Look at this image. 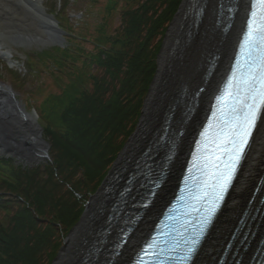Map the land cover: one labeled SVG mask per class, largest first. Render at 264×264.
<instances>
[{
    "label": "trees",
    "instance_id": "obj_1",
    "mask_svg": "<svg viewBox=\"0 0 264 264\" xmlns=\"http://www.w3.org/2000/svg\"><path fill=\"white\" fill-rule=\"evenodd\" d=\"M182 1L108 0L97 23L88 21L87 4L81 18L59 12L66 46L29 54L25 76L6 70L18 86L34 77L41 87L53 80L56 90L36 106L51 159L28 167L0 158V264L53 262L136 129ZM105 9L120 11L115 31Z\"/></svg>",
    "mask_w": 264,
    "mask_h": 264
},
{
    "label": "bare ground",
    "instance_id": "obj_2",
    "mask_svg": "<svg viewBox=\"0 0 264 264\" xmlns=\"http://www.w3.org/2000/svg\"><path fill=\"white\" fill-rule=\"evenodd\" d=\"M213 3L214 0H207L205 14L201 16L197 24L192 27L191 33L187 35L183 33L186 27L188 29L187 20L182 21L181 24H179L178 21L182 18L184 10H186V5L183 4L184 7L182 8V12L178 20L173 24L166 40L165 52L161 57L160 73L154 83L147 102L143 126L130 142L121 156L119 163L116 165L118 171L120 170L118 177H122L128 169L132 167L145 148L150 145L154 131L156 129L160 130L159 128L162 122L164 123L165 119L161 115L162 112H164L163 114H165L167 110L174 112L175 118H177L176 121L184 122L188 125L187 129H185L182 134L183 138L181 139L180 148L176 158L170 164L171 172L162 189L159 191L151 208L133 230L131 237L127 240L123 249L115 255L112 264H126L139 246V242L143 235L150 230V224H152L158 208L170 194V191H172L173 182L178 174L180 163L189 145V138L193 130L200 125V117L201 115H205L206 106L209 105V100L216 91V87H218V84L226 72L228 62L232 57L241 27V25L238 26L237 24L238 22L240 24V19L242 20L245 14L242 10L246 8L247 0H240L241 6H239L238 15L236 13V20L235 22L233 21L230 27L225 31L220 27H215L217 18L211 14ZM34 6L35 4L33 2H28V0H0V23L2 22L1 26L4 25L3 28L0 27V31L6 32V30H9L7 33L2 34L4 38L0 37V52H11L12 45L8 43L5 35H17L19 32L13 31V29H18L20 23L25 25L26 22H28V16L37 12L38 8L31 10ZM39 18L42 21H46L45 23H48V28L45 33L47 32L49 38L52 35H58H55L54 22L51 19H47L44 16ZM213 20L215 25L213 24ZM8 21L10 25L6 23ZM180 25L184 28L182 32H180ZM187 29H185V31H187ZM177 32L179 33L176 38L177 44L172 45ZM170 35H172L171 38ZM15 39L25 41L27 44H38L43 41L42 36L31 37V35L29 37L26 35H19ZM170 50L171 52L169 53ZM212 51L218 53V57L220 60L222 59V62L218 61V64L206 80V60L209 53ZM168 53L170 55H168ZM202 85L205 86L200 94L198 106L189 118L184 117V109L187 106L186 100L189 98V94L198 91ZM8 91L13 92L10 87L0 83V147L3 145L2 142L4 141L3 134L5 128L2 126L7 127L9 123L15 120L13 115V101ZM195 112L198 113L196 114ZM262 116H264V113ZM260 123H264V121ZM162 161H164V159ZM262 174H264V130L258 131L255 134L243 167L232 187L225 206L221 210L220 216H218L213 228L214 231H212V236L206 238L204 243L206 249H203L200 253L198 261L205 260L207 256L210 255L208 254L210 249H214L215 251L216 247H213V242L219 241L220 243L221 237L223 238L221 235L227 226L231 224L232 221H237V217L243 209L244 201L245 203L248 202L253 195L258 179ZM263 191L264 183L261 184L258 191L255 193L254 197L257 203L261 199ZM110 201L111 198L109 194H104L101 191L92 199L87 214L73 234L66 239L65 249L62 251L55 264H75L74 261H76V259L78 260L77 262H79L80 258L78 257L81 256V253H85L88 250L86 246L89 242L87 244L86 242L89 241L91 236L98 232L100 226L104 222V218H107V216H105L108 212L106 207L109 206ZM262 222H264V217ZM110 239L111 236L109 240ZM248 249H250V246ZM245 255L246 254H244V256ZM91 260L94 259L91 258Z\"/></svg>",
    "mask_w": 264,
    "mask_h": 264
},
{
    "label": "snow or ice",
    "instance_id": "obj_3",
    "mask_svg": "<svg viewBox=\"0 0 264 264\" xmlns=\"http://www.w3.org/2000/svg\"><path fill=\"white\" fill-rule=\"evenodd\" d=\"M192 11L196 15L201 14L199 5H194ZM240 53L231 68L224 93L216 97L217 106L224 102L225 97H228L230 103L226 112L219 109V140H214L213 144L220 155L213 157L214 183L210 186L211 192L205 194L206 213L200 218L196 233L171 249L179 252L176 257L177 264H191L200 239L212 224L219 205L224 201L246 149L254 135L264 130V123H259L264 121L261 114V109L264 108V0H253L251 4ZM213 117H216L215 111ZM209 123L211 125V121ZM207 131L206 128L200 134L202 139ZM197 148L199 149V145ZM151 248L152 244H148L144 255L159 256L158 252H149L148 249ZM138 264H143V261H138ZM158 264H165V261L159 260Z\"/></svg>",
    "mask_w": 264,
    "mask_h": 264
},
{
    "label": "water",
    "instance_id": "obj_4",
    "mask_svg": "<svg viewBox=\"0 0 264 264\" xmlns=\"http://www.w3.org/2000/svg\"><path fill=\"white\" fill-rule=\"evenodd\" d=\"M183 4H184V0L182 1L181 5L179 6L178 11L174 15L172 21L170 22V24L166 30L161 49L157 55V70H156L154 78L151 82L148 93L145 97L143 107H142V113H141V116H140L139 121L137 123L136 129H135L134 133L130 136V138L128 139L126 144L124 145L123 149L120 151L113 167L109 171L107 177L105 178V180L103 181V183L99 187L98 191L96 192V196L100 193L102 188L105 186L107 180L109 179V177L113 173L119 159L121 158V156L123 155V153L127 149L130 142L133 140V138L137 135V133L139 132V130L143 126V120H144V116H145V110H146L147 102H148L149 96L151 94V91L153 89L154 83L156 82L157 77L160 73V67H161V61H162L161 57L164 55V52H165L166 40H167V37L169 36V33L173 27V24L175 23L176 19L179 17V15L182 12ZM41 16H44L47 19H51L54 22V31H55V35L58 34L57 36L52 35L49 38V36L47 35V32L45 33L46 29L48 28V23H45L46 21H42L39 18ZM34 20H35L36 25H38L40 27L41 31L38 35L35 33V36H33V37L42 36L43 41L40 42V44H45L48 46H61V47L64 46L66 40L63 37V35L65 34V31L62 30L58 26L54 17H52L50 15H46L43 11H41V12L39 11L38 17H36ZM49 31H50V28H49ZM17 36H19V35H15V36H9L8 35L7 39H8V41H10L14 44L19 43L22 46L28 45L25 41L16 40L15 38ZM11 90L13 91L12 88H11ZM13 92L8 91V94L11 95V99L13 101V107H14L13 115L15 117V120L12 121V123H9L7 127L2 126L3 128H5V130H4V134H3L4 141L2 142L3 145L0 147V151L5 153V154L8 152H12V153L20 156V158H23L24 160H26L30 164L37 163L40 160H43L45 158H49L50 157V154H49L50 143L48 142V140H46L43 137V128L41 127V125L38 121V115L34 111L28 112L24 108V105L20 102V100L16 98L15 93H13ZM34 139H35V141H34ZM87 210H88V207L85 206V209H84L79 221L71 228L70 232L67 235V238L73 234L75 229L83 221L85 215L87 214ZM65 245H66V240L63 241V245L61 246V248H60V250H59V252H58L57 256L55 257L52 264L56 263L57 259L61 255L62 251L65 249Z\"/></svg>",
    "mask_w": 264,
    "mask_h": 264
},
{
    "label": "rangeland",
    "instance_id": "obj_5",
    "mask_svg": "<svg viewBox=\"0 0 264 264\" xmlns=\"http://www.w3.org/2000/svg\"><path fill=\"white\" fill-rule=\"evenodd\" d=\"M63 1L64 0H43V4L46 7V9L48 8V11H49L52 8L53 5L56 4V6H57L58 3L61 4ZM87 2H88V0H79L75 4L73 1H71V2H69L66 5L65 8L63 7L64 9L61 7L59 10L62 11V14H64L65 12H68L69 15L72 17V19L77 18V17L81 18L82 17V13L81 12L83 10L86 11L85 5L87 4V12L89 14V17H87L88 21H90L92 23L93 22L97 23L100 20V17L102 15V10L106 6L108 0H89V2L88 3ZM121 5L122 4H120L119 6H121ZM93 6H94V9H93ZM239 6H241L240 2H239ZM58 8H59V6H58ZM213 9L214 8H213V4H212V10H211V14L212 15H213V13H212ZM238 11H237V15H238ZM240 11H241V7H240ZM104 13L105 14H104V18L103 19L107 18V23L109 25L108 30L109 31H115L116 28H118L119 24L121 23L120 11L119 10L114 11L113 14L109 15L110 12L108 11V9L107 10L105 9ZM177 20H178V18L176 19V21ZM235 20H236V17L234 18V22H235ZM178 21H179V24H181L182 21H183V16ZM240 21H241V19H240ZM213 24H214V20H213ZM237 25L238 26L240 25L239 22H238ZM33 27L34 26H31V27L29 26L28 29H32ZM215 27H216V25H215ZM37 30L38 29L34 28V29L30 30V32H28V33L29 34H34V33L37 32ZM178 32H179V30H178ZM178 32L176 33V35H175V37L173 39L172 45H174V43H175L177 35L179 34ZM180 32H182L181 25H180ZM63 37L66 38V35L64 34ZM171 37H172V35H170V38ZM163 39H164V37H163ZM29 45H26L25 48L13 46L12 49H11V60L16 62V66L13 67L12 69H14V70L17 69L18 73L22 74V76L27 75V70H28V66H27L28 64L25 62L26 54H31V55L34 56L37 51H42L45 48H48L47 47L48 45L39 44V43L38 44H31L30 46ZM50 47H52V46H50ZM168 55H170V54L168 53ZM221 60L219 59L218 61L222 62ZM6 64H7L6 61L0 59V83H2L5 86L13 88V91L15 93L16 98L20 100V102L24 105V108L28 112H31V111L36 112V114L38 115V121H39L41 127L43 128V126H42V124L40 122V118H41V114L39 112L40 110L37 109L38 107H36V106H40V105L43 104L42 102L49 95L51 89L53 91L56 90L55 84H53L54 81L51 80V79H48L45 83H43V85L41 87L42 79L41 80L38 79V80L34 81V77H33L32 79L24 82V85H23L24 87L23 86H18L16 84H13L9 80V77L7 76L8 73H7V71H5ZM43 80H46V79L44 78ZM65 81H67V78L65 79ZM46 84H48V85H46ZM207 96H208V94H207ZM184 97H185V95H184ZM163 113L164 112H162V114H161L162 116H164ZM195 113L197 114L198 112H195ZM187 127H188V125L186 126V129H187ZM43 137H44V129H43ZM49 154H50L49 158H45L43 160H40L37 163H32V164H30L29 162H27L23 158H20V156L14 154L12 152H8V153L5 154V153L0 151V158L5 157V158H8V159H13L17 164H23L24 166L33 167V166H37L39 164H43L44 162L50 160L51 159L50 150H49ZM95 196H96V193L93 194V195H88V199L89 200L85 204V206L89 207V205L91 204L92 199ZM244 203H245V201H244ZM227 228H226V230H227ZM215 230H216V228H215ZM212 231H214V230H212ZM210 236H212V233L210 234ZM66 239H67V236H65L63 241L66 240ZM204 247H205V244L203 245V247L201 249V252L203 251V249H206V247L205 248ZM199 256H200V254H199ZM77 261H78L77 259H76V261H74L75 264H77Z\"/></svg>",
    "mask_w": 264,
    "mask_h": 264
}]
</instances>
